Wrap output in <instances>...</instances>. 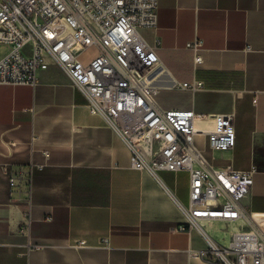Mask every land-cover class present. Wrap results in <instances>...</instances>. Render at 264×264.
I'll return each instance as SVG.
<instances>
[{
    "label": "crops",
    "instance_id": "crops-1",
    "mask_svg": "<svg viewBox=\"0 0 264 264\" xmlns=\"http://www.w3.org/2000/svg\"><path fill=\"white\" fill-rule=\"evenodd\" d=\"M141 33L175 81L204 84L159 91L163 109L212 117L199 128L234 114L232 151L213 150L205 134L195 143L215 167L255 171L244 204L264 230V0H159L157 28ZM197 39L201 64L187 48ZM189 191L186 171L134 169L128 146L56 65L35 88L0 85V264H219L198 254L203 234L177 230ZM203 225L222 245L236 232Z\"/></svg>",
    "mask_w": 264,
    "mask_h": 264
},
{
    "label": "built area",
    "instance_id": "built-area-1",
    "mask_svg": "<svg viewBox=\"0 0 264 264\" xmlns=\"http://www.w3.org/2000/svg\"><path fill=\"white\" fill-rule=\"evenodd\" d=\"M158 10L159 0H0V45L8 47L0 58V85L35 88L42 72L52 64L59 67L91 112L128 146L134 169L155 177L161 170L188 172L189 203L179 204L185 222L177 230H197L207 238L200 256L219 264H264V230L244 204L255 171L236 170L232 163L215 167L195 143L205 134L213 150L232 151L234 114L199 128L198 119L212 117L165 110L157 102L163 89L204 87L199 81H175L158 47L143 37L142 30L157 28ZM201 46L199 39L187 45L195 64L202 63ZM9 181L15 187L17 176L9 173ZM214 222H242V228L222 245L203 225Z\"/></svg>",
    "mask_w": 264,
    "mask_h": 264
},
{
    "label": "rangeland",
    "instance_id": "rangeland-1",
    "mask_svg": "<svg viewBox=\"0 0 264 264\" xmlns=\"http://www.w3.org/2000/svg\"><path fill=\"white\" fill-rule=\"evenodd\" d=\"M239 224H242V222H239V223H233V224H232V227H233V229H234L236 232L238 231V228H237V227H238Z\"/></svg>",
    "mask_w": 264,
    "mask_h": 264
}]
</instances>
